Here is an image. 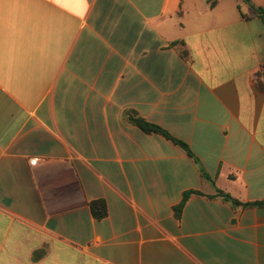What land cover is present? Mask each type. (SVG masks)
Wrapping results in <instances>:
<instances>
[{
    "label": "crops",
    "instance_id": "1",
    "mask_svg": "<svg viewBox=\"0 0 264 264\" xmlns=\"http://www.w3.org/2000/svg\"><path fill=\"white\" fill-rule=\"evenodd\" d=\"M211 1L0 0V264H264V205L208 197L264 200V25Z\"/></svg>",
    "mask_w": 264,
    "mask_h": 264
},
{
    "label": "trees",
    "instance_id": "2",
    "mask_svg": "<svg viewBox=\"0 0 264 264\" xmlns=\"http://www.w3.org/2000/svg\"><path fill=\"white\" fill-rule=\"evenodd\" d=\"M246 3L250 4L255 12L258 18L261 20L262 24L264 25V8L256 6L252 3L251 0H244ZM218 0H212L211 1V6H215ZM259 76V75H258ZM261 89H264V86L260 85L259 86ZM129 120L131 123L134 125L140 127L144 132L146 133H156L160 134L164 137H166L168 140H171L174 144L179 146L182 150H184L190 157H194V154L190 148V146L180 140L172 136L168 131L163 129L162 127L148 122L146 119L140 117L136 113H130L129 114ZM203 176L206 179H210V177L202 171ZM215 186V183H213ZM193 195H204L200 191L196 190H190L184 193L182 201L174 207V213L177 218H181L183 210L188 202V200L193 196ZM210 198H221L226 202L231 203L234 207H243V208H252V207H259L264 205V200L262 201H253V202H244L236 197H234L232 194L228 193L225 190H222L218 187L215 186V193L213 195L208 196ZM91 209L94 217L96 219H103L108 215V207L107 203L104 200H96L91 203Z\"/></svg>",
    "mask_w": 264,
    "mask_h": 264
},
{
    "label": "built area",
    "instance_id": "3",
    "mask_svg": "<svg viewBox=\"0 0 264 264\" xmlns=\"http://www.w3.org/2000/svg\"><path fill=\"white\" fill-rule=\"evenodd\" d=\"M36 160V159H35ZM35 160H33L35 162Z\"/></svg>",
    "mask_w": 264,
    "mask_h": 264
}]
</instances>
